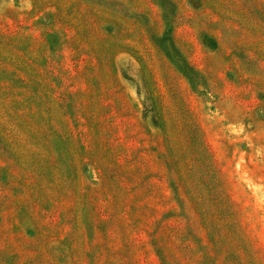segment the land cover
<instances>
[{"label": "rangeland", "instance_id": "1", "mask_svg": "<svg viewBox=\"0 0 264 264\" xmlns=\"http://www.w3.org/2000/svg\"><path fill=\"white\" fill-rule=\"evenodd\" d=\"M190 159L264 264V0H0V264H209Z\"/></svg>", "mask_w": 264, "mask_h": 264}, {"label": "trees", "instance_id": "2", "mask_svg": "<svg viewBox=\"0 0 264 264\" xmlns=\"http://www.w3.org/2000/svg\"><path fill=\"white\" fill-rule=\"evenodd\" d=\"M189 70H191V68L189 66H187L185 71H183L185 74V77L187 79H189L191 82L196 81V78H197L196 74H193V70H191V71H189ZM145 110L147 112L146 114L156 115V113H155L156 110H155L154 106L150 107L149 105H147L145 107ZM154 125L158 127L156 120H154ZM197 155H198L199 159H201L199 154H197ZM189 161H190L191 170L189 171V174H188V176H189L188 182H186L184 180L183 181L187 185H190V186L197 185L199 183L201 185L202 189L204 190L205 195L201 198V202L198 204V206H194V204L190 200H187V202H186L187 207L184 204L181 205L180 211L182 210V211H185V213H186L184 216V219L186 221V224L184 227H193L194 228L196 226V222H198V224L200 225L199 228L203 229L202 230L203 236L205 235L204 239L207 240V243L205 246V252L207 255L208 263L209 264H226L227 261H230V258L225 259L223 257L224 255H226L228 253L227 245L225 243V239H227L226 236H229V234H230V233L225 234V231L229 230V228L227 226L228 222H226L227 224L223 225V223L220 221V224L219 223L217 224V229L214 230V226H216V224L214 223V220L217 219L216 218V216H217L216 204L218 205L219 202H217V200L219 198L214 199L209 195V189L214 190L215 187H219V185L212 187V185L206 183L207 178H205V181H203L202 177L199 176L198 171H201V168H200L201 167L200 166L201 161L200 162L197 161V162H199V166L197 165L198 167H196V162L193 159H190ZM165 172H166V175L168 176V179H170V177L175 178V177L179 176V172L177 171L176 166L173 169L172 173L169 172V170H167ZM227 180H229V179L227 178ZM229 182H230V180H229ZM172 185H173V183H172ZM174 185H176V187L182 189L181 186L178 184V182H175ZM171 189L174 193L173 195H175V190L172 187H171ZM226 209H227V206H226ZM188 215L193 216L194 226H190V223L186 217ZM220 225L222 226V228L223 227L225 228V231H224V229L219 228ZM205 226H207V228H208L209 235L205 232L206 231ZM189 231H191V234L192 233H196V234L199 233V232L197 233L196 230H194V229H189ZM198 231H200V230H198ZM200 242H201V239H200ZM200 245L202 246V243H200ZM200 245L197 244V247L199 248ZM203 250H204V248L202 246V251Z\"/></svg>", "mask_w": 264, "mask_h": 264}]
</instances>
